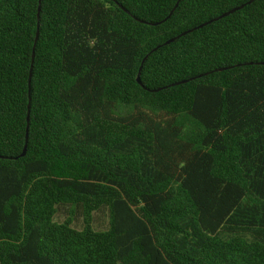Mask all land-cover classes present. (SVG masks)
I'll list each match as a JSON object with an SVG mask.
<instances>
[{
  "label": "trees",
  "instance_id": "1",
  "mask_svg": "<svg viewBox=\"0 0 264 264\" xmlns=\"http://www.w3.org/2000/svg\"><path fill=\"white\" fill-rule=\"evenodd\" d=\"M177 1L0 0V264H264V0L139 85L250 0Z\"/></svg>",
  "mask_w": 264,
  "mask_h": 264
},
{
  "label": "water",
  "instance_id": "2",
  "mask_svg": "<svg viewBox=\"0 0 264 264\" xmlns=\"http://www.w3.org/2000/svg\"><path fill=\"white\" fill-rule=\"evenodd\" d=\"M111 1H114V0H111ZM180 1H181V0H178V1L176 2L175 6L173 7V9H172V10L170 11V13L168 14V16H167L165 19H163V20H161V21H159V22H156V23L145 22V21H143V20H139V19H137V18H135V17H134V19H135L136 21L142 23V24H147V25H150V26H158V25H161V24L167 22V21L172 17L173 13H174V12L176 11V9L178 8V6H179V4H180ZM255 1H256V0H250V1H248L247 3H245V4H243V5H240V6L234 8V9H232V10H230V11H228V12H226V13H224V14H222V15L216 17V18H213V19H211V20H209V21H207V22H205V23H203V24H201V25H199V26H197V27H195V28H193V29L187 30V31L181 33L180 35H178V36H176V37H174V38L169 39V40H167L165 43H163V44H161V45H158L157 47H155L154 49H152V50L150 51V53L144 57V59H143V61H142V63H141V66H140V69H139V73H138V76H137V79H136V80H137V83H138L139 85H142L141 78H140L141 71H142V69H143V66H144L146 60L149 58L150 54H152V53L158 51L159 49L163 48L164 46L170 45L171 43H173V42L176 41L177 39H179V38H181V37H183V36H185V35H187V34H190V33L194 32V31H196V30L202 29V28H204V27H206V26H208V25H210V24H212V23H214V22H217V21H219V20H221V19H223V18H225V17H228V16L231 15V14H234V13L237 12V11L242 10L244 7H246V6L250 5V4H252V3L255 2ZM40 2H41V0H40ZM120 7H121V9H122L123 11H125V13L129 14V12H128L124 7H122L121 5H120ZM37 16H38V20H37L38 23H37V32H36V37H35V43H34V47H33L32 64H33L34 57H35L36 44H37V42H38L39 35H40V30H39V28H40V26H39V22H40V7H39V11H38V15H37ZM226 69H228V68L217 69V70H215L214 72H222V71H224V70H226ZM203 76H204V75H199V76H197V77H193V78H190V79L182 80V81H180V82H176V83H174V84H171V85L168 86V87H174V86H178V85L186 84V83H188V82H190V81H193V80H195V79H197V78H201V77H203ZM31 79H32V70H31V72H30V76H29V104H28V116H27V129H26V143H25V148H24L23 153H22L19 157H16V158H14V159H18V158L24 157L25 154H26V151H27L28 133H29V126H30V110H31ZM165 88H167V87L160 88V89H156V90H149V89H146V90H147V91H150V92H158V91L163 90V89H165ZM3 158H6V157H2V156H0V159H3ZM6 159H12V158H6Z\"/></svg>",
  "mask_w": 264,
  "mask_h": 264
},
{
  "label": "rangeland",
  "instance_id": "3",
  "mask_svg": "<svg viewBox=\"0 0 264 264\" xmlns=\"http://www.w3.org/2000/svg\"><path fill=\"white\" fill-rule=\"evenodd\" d=\"M65 218H66L65 213L63 211H61L56 216V221L62 222L65 220ZM80 224H81V222H77L76 226L79 227ZM94 226L97 230H105L108 226V219H107L106 215L105 214L96 215L95 221H94Z\"/></svg>",
  "mask_w": 264,
  "mask_h": 264
}]
</instances>
